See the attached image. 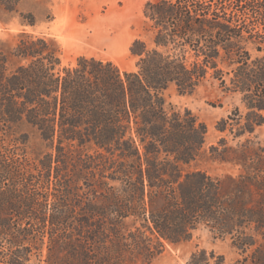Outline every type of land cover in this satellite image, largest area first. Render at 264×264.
<instances>
[{
    "label": "trees",
    "instance_id": "obj_1",
    "mask_svg": "<svg viewBox=\"0 0 264 264\" xmlns=\"http://www.w3.org/2000/svg\"><path fill=\"white\" fill-rule=\"evenodd\" d=\"M19 1L0 0V25ZM144 15L135 70L60 67L56 42L25 29L0 42V264H151L200 225L231 240L233 264H264V153L227 140L264 125V0H153ZM207 77L239 95L210 147L236 175L190 167L207 127L163 96ZM185 264L225 262L198 248Z\"/></svg>",
    "mask_w": 264,
    "mask_h": 264
},
{
    "label": "rangeland",
    "instance_id": "obj_2",
    "mask_svg": "<svg viewBox=\"0 0 264 264\" xmlns=\"http://www.w3.org/2000/svg\"><path fill=\"white\" fill-rule=\"evenodd\" d=\"M147 1L153 0H20L18 13L6 25H0V42L12 45L16 34L25 29L34 35L53 39L59 48L60 67L73 65L78 56L95 57L114 62L121 70H135L138 56L130 53L135 39L151 46V33L144 15ZM32 24H20L21 20ZM163 96L167 103L183 111L190 110L207 127L204 144L190 167H197L213 176L236 175L240 167L215 158L210 147L222 136L215 129L216 121L240 105L239 95L224 92L218 82L207 77L192 91L180 92L169 85ZM245 139L248 152L264 153V125L253 133L233 140L228 145L239 147ZM30 148L37 151L38 139H29ZM87 188L83 187L85 191ZM198 248L223 255L225 264H233L238 250L228 237H217L200 225L191 237L179 243L163 242L151 264H185L190 253Z\"/></svg>",
    "mask_w": 264,
    "mask_h": 264
}]
</instances>
